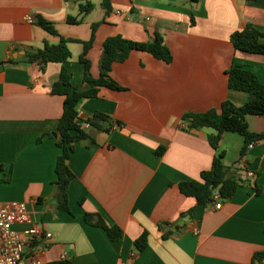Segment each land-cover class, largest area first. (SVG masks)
<instances>
[{
    "label": "crops",
    "instance_id": "1",
    "mask_svg": "<svg viewBox=\"0 0 264 264\" xmlns=\"http://www.w3.org/2000/svg\"><path fill=\"white\" fill-rule=\"evenodd\" d=\"M89 1L94 10L70 24L69 16L80 15V0H0V63L18 62L0 68V202H27L37 217L43 235L27 253L44 264H252L264 250V169L258 174L264 140L241 157L244 137L226 132L215 150L208 141L213 130L188 129L183 116L220 110L226 100L245 105L249 94L228 83L235 64L264 83V54L237 50L231 41L248 24L264 32V0H110L109 14L103 0ZM40 16L60 36L82 41L102 21L87 55L94 77L111 36L147 42L159 33L173 54L166 63L132 51L111 71L123 90L103 87L99 97L79 103V120L93 140L77 141L71 153L72 213L59 210L54 199L61 149L44 135L57 131L63 113L64 98L51 92L62 68L75 84L83 82V44L69 43L72 56L65 64L30 63L28 53L60 41L36 24ZM97 112L122 127L106 132L84 125ZM247 122L251 132H264V115H248ZM159 147H166L162 156L155 152ZM222 152L241 186L231 198H220V209L219 201L197 205L178 186L199 180ZM86 213L120 227L122 238L113 241L86 223ZM28 228L14 225L21 232ZM144 232L148 246L139 253L134 242Z\"/></svg>",
    "mask_w": 264,
    "mask_h": 264
},
{
    "label": "trees",
    "instance_id": "2",
    "mask_svg": "<svg viewBox=\"0 0 264 264\" xmlns=\"http://www.w3.org/2000/svg\"><path fill=\"white\" fill-rule=\"evenodd\" d=\"M80 15L77 17L69 16L67 21L70 24H79L85 16L92 12L95 5L89 0H80ZM110 0H103V7L106 14L110 13L108 5ZM102 22V21H101ZM97 22L92 26V36L88 41L69 39L59 35L53 23L47 21L42 16L38 17L36 24L41 26L52 36L60 37V41L52 44L44 42L42 49L27 54L30 63L39 62L43 65L49 63L65 64L72 56L69 43L76 42L83 44V52L80 55V62L84 65V77L81 84L73 82L72 73L67 67H63L59 79L52 86V94L64 98L63 113L58 121L57 131L47 133L44 137L52 138L61 149V154L56 161L55 172L57 178L54 182V199L59 210L72 213L70 208L69 186L75 174L69 166L71 153L77 141L86 139L93 140L92 136L82 127L79 120L78 105L83 99H93L99 97L103 87L112 90H123L112 77L113 65L117 62H125L132 51H146L158 59L171 63L173 54L166 44L163 35L157 33L147 42H139L127 39L122 35H115L107 38L103 44L102 55L100 58V76L94 77L91 71V61L87 55L95 40L97 28L101 24ZM264 32L252 24H248L244 29L232 34L231 41L237 50L264 54ZM18 63L16 59H9L1 62L0 68L7 64ZM229 87L234 90L243 91L249 94L248 102L243 106H236L233 102L226 100L222 103L220 110L212 108L204 113H187L183 116V121L188 122V129L201 130L210 128L213 133L209 134L210 145L217 150L223 135L226 132L238 133L244 137V146L241 157H245L251 143H259L264 140V132L253 133L249 130L248 115H264V83L257 74L239 65H233L228 71ZM85 123L99 130L110 132L114 128L122 127V123L117 121L111 123L110 117L104 113L97 112L93 118ZM40 138L39 142L44 138ZM166 147H159L155 152L162 156ZM224 152L219 153L213 159L212 167L201 173L199 180L182 182L179 184L180 191L193 197L197 205H209L217 203L216 197L221 199L231 198L241 186L242 179L236 175H230V168L224 164ZM4 166L0 164V170ZM264 169V159L258 174ZM85 221L91 226L103 228L113 241L122 238V230L118 226H109L100 214H85ZM148 232H144L135 242V247L142 253L148 246ZM49 264H73L70 260H59ZM252 264H264V250L255 253Z\"/></svg>",
    "mask_w": 264,
    "mask_h": 264
},
{
    "label": "built area",
    "instance_id": "3",
    "mask_svg": "<svg viewBox=\"0 0 264 264\" xmlns=\"http://www.w3.org/2000/svg\"><path fill=\"white\" fill-rule=\"evenodd\" d=\"M29 23H34L33 17L27 18ZM87 126V123H84ZM255 143H251L252 148ZM254 176V173H250ZM216 208H221V200ZM16 224H26L29 228L25 231L14 229ZM43 235L37 217L29 209L27 202H0V264H44L35 254L27 253L29 247Z\"/></svg>",
    "mask_w": 264,
    "mask_h": 264
}]
</instances>
